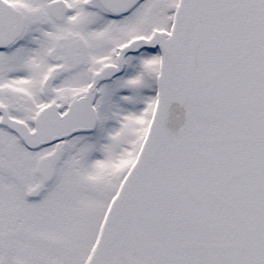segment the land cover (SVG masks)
I'll return each instance as SVG.
<instances>
[{"label": "snow or ice", "instance_id": "obj_1", "mask_svg": "<svg viewBox=\"0 0 264 264\" xmlns=\"http://www.w3.org/2000/svg\"><path fill=\"white\" fill-rule=\"evenodd\" d=\"M0 264H264V0H0Z\"/></svg>", "mask_w": 264, "mask_h": 264}]
</instances>
